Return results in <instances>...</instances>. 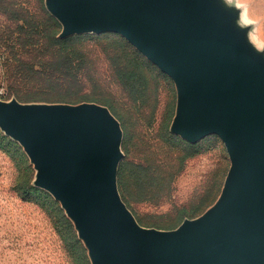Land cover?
Listing matches in <instances>:
<instances>
[{
	"label": "water",
	"instance_id": "95a60500",
	"mask_svg": "<svg viewBox=\"0 0 264 264\" xmlns=\"http://www.w3.org/2000/svg\"><path fill=\"white\" fill-rule=\"evenodd\" d=\"M60 37L114 32L171 77L170 131L217 135L230 159L215 202L176 228L138 223L121 199L122 129L94 102L0 100L17 140L73 221L91 264H264V51L226 0H45Z\"/></svg>",
	"mask_w": 264,
	"mask_h": 264
},
{
	"label": "rangeland",
	"instance_id": "374dc122",
	"mask_svg": "<svg viewBox=\"0 0 264 264\" xmlns=\"http://www.w3.org/2000/svg\"><path fill=\"white\" fill-rule=\"evenodd\" d=\"M264 51V0H226ZM45 0H0V100L94 102L122 129L117 188L139 224L176 228L219 196L230 159L223 141L170 131L176 88L114 32L60 37ZM22 145L0 128V264H91L60 202L34 183Z\"/></svg>",
	"mask_w": 264,
	"mask_h": 264
}]
</instances>
